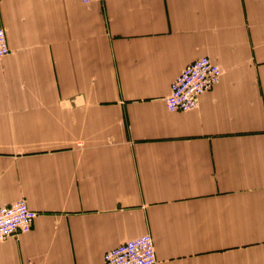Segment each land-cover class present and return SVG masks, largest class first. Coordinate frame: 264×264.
I'll return each mask as SVG.
<instances>
[{"label": "crops", "instance_id": "0c3cea01", "mask_svg": "<svg viewBox=\"0 0 264 264\" xmlns=\"http://www.w3.org/2000/svg\"><path fill=\"white\" fill-rule=\"evenodd\" d=\"M0 207L38 213L0 264H264V0H0ZM220 82L171 112L183 68Z\"/></svg>", "mask_w": 264, "mask_h": 264}, {"label": "built area", "instance_id": "2783aa9c", "mask_svg": "<svg viewBox=\"0 0 264 264\" xmlns=\"http://www.w3.org/2000/svg\"><path fill=\"white\" fill-rule=\"evenodd\" d=\"M80 1L90 4L102 0ZM10 53L6 31L0 28V58ZM222 73L220 65L208 56H203L185 66L171 84L170 94L166 98L167 109L177 112L198 108L201 96L220 82ZM37 215L38 213L32 210L24 199L0 207V243L12 236L28 233ZM104 262L105 264H157L154 240L150 234H144L125 241L107 251Z\"/></svg>", "mask_w": 264, "mask_h": 264}]
</instances>
